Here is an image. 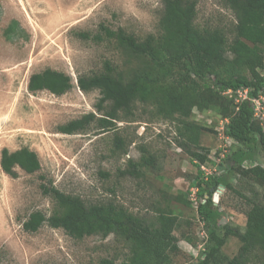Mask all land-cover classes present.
I'll return each instance as SVG.
<instances>
[{
	"label": "rangeland",
	"instance_id": "obj_1",
	"mask_svg": "<svg viewBox=\"0 0 264 264\" xmlns=\"http://www.w3.org/2000/svg\"><path fill=\"white\" fill-rule=\"evenodd\" d=\"M196 2L195 24L201 30L220 29L232 40L236 17L224 0ZM162 14V0H0V160L3 149L28 148L41 163L35 174L17 168L16 179L0 164V264L129 262V245L115 234L76 239L48 225L37 233L26 232L23 223L31 213L41 211L49 217L55 211V202L43 193L42 185L79 196L87 204L115 202L148 223L171 211L181 225L175 232L180 252L168 264L198 263L208 231L197 214L194 181L201 169L209 176L220 174L226 159L241 148L225 135L229 119L223 113L209 107L193 109L189 121L208 132L189 149L182 145L176 119H163L153 105L141 102L131 116L122 114L112 130L103 129L97 120L78 134L58 130L91 113L102 116L96 107L99 90L80 91V76L101 72L106 61L128 67L114 41L95 42L79 34L100 33L103 25L143 39L159 33ZM227 57L232 59L231 54ZM48 69L70 76L73 89L61 96L30 92L32 75ZM229 97L236 104L241 100L239 94ZM190 151L207 154V161L197 166ZM149 157L154 162L146 165ZM257 166L264 168V152L258 161L243 164L245 169ZM135 170L138 175L129 173ZM231 186L215 192L220 194L216 203L222 212L220 224L244 232L246 212L254 202H264V187L238 173ZM240 248L239 239L229 237L220 264H229Z\"/></svg>",
	"mask_w": 264,
	"mask_h": 264
},
{
	"label": "trees",
	"instance_id": "obj_2",
	"mask_svg": "<svg viewBox=\"0 0 264 264\" xmlns=\"http://www.w3.org/2000/svg\"><path fill=\"white\" fill-rule=\"evenodd\" d=\"M162 3L157 35L140 39L123 28L114 30L103 25L100 33L79 34L85 40L114 41L126 56L128 67L125 70L106 61L101 72L80 76L77 80L80 91L99 90L101 98L96 107L102 116L91 113L58 130L67 135L78 134L95 120L103 129L112 130L122 114L131 116L136 103L141 102L153 105L163 119H176L182 145L189 149L199 145L203 134L208 132L189 121L193 109L197 106L218 109L229 119L225 135L241 148L226 159L220 174L209 176L201 169L194 181L199 199L197 214L208 231L197 264L225 261L222 249L229 237H236L241 243L239 253L229 264L255 261L264 264V202L250 206L246 212V229L240 232L220 224L222 212L214 201V194L221 187L232 189L231 178L237 173L264 187V168H243L245 162L258 161L264 152V110L256 117L254 103L264 95V74L259 71L264 70V0H224L236 17L232 40L220 29L201 30L195 24L196 0H162ZM222 70L224 73L220 74ZM28 89L32 93L49 91L61 96L73 89V82L70 76L48 69L32 75ZM244 90H248V98L237 104L229 97ZM190 155L200 163L197 166L207 161V154L190 151ZM149 158L146 165L154 162ZM0 164L3 172L14 179L18 178L17 168L27 174L41 170L37 153L28 148L15 152L3 149ZM129 173L138 175L139 172ZM42 191L53 199L56 208L49 217L41 211L31 213L23 223L28 233H37L48 225L76 239L107 238L115 234L129 245L130 259L124 264H168L171 256L180 252L175 232L181 225L171 211L161 212L155 223H148L115 202L87 204L81 197L61 192L54 186L42 185ZM183 202L192 205L188 200ZM101 264L115 262L106 259Z\"/></svg>",
	"mask_w": 264,
	"mask_h": 264
},
{
	"label": "built area",
	"instance_id": "obj_3",
	"mask_svg": "<svg viewBox=\"0 0 264 264\" xmlns=\"http://www.w3.org/2000/svg\"><path fill=\"white\" fill-rule=\"evenodd\" d=\"M228 93H231V91H229ZM238 94L241 96V99L248 98V90L239 91ZM263 102H264V95H262L259 100L254 101L256 105V114H255L256 117L260 116L261 112L264 110ZM262 117L264 118V114L262 115Z\"/></svg>",
	"mask_w": 264,
	"mask_h": 264
},
{
	"label": "water",
	"instance_id": "obj_4",
	"mask_svg": "<svg viewBox=\"0 0 264 264\" xmlns=\"http://www.w3.org/2000/svg\"><path fill=\"white\" fill-rule=\"evenodd\" d=\"M222 188V187H221ZM219 199H220V194H219V192L218 193H215V195H214V201L217 203V202H219Z\"/></svg>",
	"mask_w": 264,
	"mask_h": 264
}]
</instances>
